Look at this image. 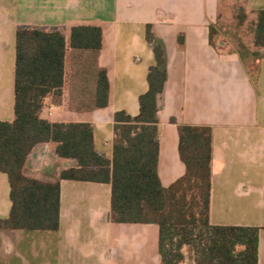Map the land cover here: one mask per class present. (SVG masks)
<instances>
[{
    "label": "crops",
    "instance_id": "crops-1",
    "mask_svg": "<svg viewBox=\"0 0 264 264\" xmlns=\"http://www.w3.org/2000/svg\"><path fill=\"white\" fill-rule=\"evenodd\" d=\"M245 9L264 10V0H247ZM218 10L219 0H0V121L14 118L19 28L65 31L74 24L99 23L103 48L98 63L107 69V107L68 113L61 99L50 97L41 118L92 124L95 150L111 160L114 114L137 116L138 98L148 89L154 56L145 34L151 25L166 55L167 81L157 113L161 184L167 188L185 173L177 127H211L210 223L258 228V264H264V51L242 59L235 50H220L214 39L211 46L209 26L215 25ZM76 166L41 144L30 154L25 173L55 182L59 172ZM4 200L8 210L0 211V219L8 217L11 206L8 179L0 173ZM110 201L108 184L61 181L59 230H0V264H160L158 227L113 223Z\"/></svg>",
    "mask_w": 264,
    "mask_h": 264
},
{
    "label": "trees",
    "instance_id": "trees-1",
    "mask_svg": "<svg viewBox=\"0 0 264 264\" xmlns=\"http://www.w3.org/2000/svg\"><path fill=\"white\" fill-rule=\"evenodd\" d=\"M245 3L247 0H243ZM242 11L241 23L245 18ZM254 15L253 52L264 51V10ZM216 34L209 26V43ZM13 114L0 121V173L9 183V215L0 230H59L60 182L108 184L110 215L117 224L158 227L160 264H258V228L210 223L213 131L208 126L180 125L178 153L185 173L162 186L157 172L159 99L167 81L163 44L147 25L145 39L154 64L148 68L146 93L138 98L135 117L113 116L111 160L94 146L90 123L50 122L41 118L47 98L61 99L68 113L87 114L107 107V69L99 66L103 26L70 25L65 31L19 28L15 38ZM179 44L182 37L178 38ZM241 58L244 56L241 54ZM249 75L251 70H249ZM46 144L61 160L75 161L55 182L27 176L33 149Z\"/></svg>",
    "mask_w": 264,
    "mask_h": 264
},
{
    "label": "rangeland",
    "instance_id": "rangeland-1",
    "mask_svg": "<svg viewBox=\"0 0 264 264\" xmlns=\"http://www.w3.org/2000/svg\"><path fill=\"white\" fill-rule=\"evenodd\" d=\"M241 10L245 14L242 23L240 22ZM253 21L254 15L247 12L243 0H219V10L214 25L216 34L213 37L214 41L220 43L219 49L224 52L235 50L246 58L251 57V54L257 51L253 47ZM251 74H255L253 65L251 66ZM7 202L5 200L0 202L1 212L8 210L7 205L9 203Z\"/></svg>",
    "mask_w": 264,
    "mask_h": 264
}]
</instances>
